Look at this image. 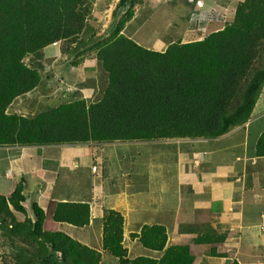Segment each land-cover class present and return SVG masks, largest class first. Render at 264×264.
<instances>
[{
	"label": "trees",
	"instance_id": "obj_1",
	"mask_svg": "<svg viewBox=\"0 0 264 264\" xmlns=\"http://www.w3.org/2000/svg\"><path fill=\"white\" fill-rule=\"evenodd\" d=\"M143 1L119 0L109 30L97 36L90 24L95 0H0V146L156 142L176 150L164 142L214 139L247 122L264 86V0H238L233 16L209 22L217 26L202 39L178 38L163 50L144 47L124 33ZM59 42L69 54L96 50L106 80L99 98L77 96L35 117L8 113L18 97L40 84V69L33 63ZM255 156L264 157V130ZM25 189L22 179L9 196L0 194L3 264H103V252L116 264L195 262L190 245H170L161 225H145L133 234L150 255L130 256L124 244L125 218L114 209H106L102 218L103 252L63 229L47 230L49 215L62 226L88 227L90 202L62 200L51 212L34 202L30 216ZM185 227L193 230L195 246L209 244L213 256L228 255L217 250L225 238L210 224Z\"/></svg>",
	"mask_w": 264,
	"mask_h": 264
},
{
	"label": "crops",
	"instance_id": "obj_2",
	"mask_svg": "<svg viewBox=\"0 0 264 264\" xmlns=\"http://www.w3.org/2000/svg\"><path fill=\"white\" fill-rule=\"evenodd\" d=\"M232 1L235 0H231L227 6L218 5L217 7L227 10ZM236 2L238 3V0ZM110 7L111 0H95V17L106 14ZM255 124L256 128L252 129ZM262 124H264V86L258 92L256 105L251 116L242 126L214 139L165 141L164 143L177 146L176 150H172L178 163L176 184L173 187L177 194L175 202L168 200L169 178L165 174L169 172L168 167L165 168L159 164L157 169L155 165L143 171L134 170L132 173H136V175L130 180L127 179L125 172L120 170L117 177L124 182V185L120 187L113 185L112 195L108 197L104 185L96 182L99 179L98 170H92L94 166L97 167L93 164L95 154H101L100 146L95 144L67 145L70 146L69 152H63V154L56 152L54 149L56 146H0V157L7 158V165L0 169V179L14 182L11 188L12 192L16 184L25 179V191L31 190L29 194L33 196L30 203L37 202L48 212L59 201L77 200L68 196L55 197L58 178L64 176V173H60V169L68 167L70 170L75 168L73 171L78 170L77 176L68 177L66 175V185L71 180L78 182L83 179L87 170L91 169L93 178L91 194L85 195L79 200L90 202L92 218L88 227L80 228L85 234L79 235L77 239L89 246L99 248L101 252H103L101 250L102 218L106 209H114L121 212L125 218L124 244L132 257L150 255L149 250L140 245L132 235L139 234L145 225H161L167 229L170 245L182 243L190 245L191 253L196 258L194 264H232L235 259L240 264H264L263 256L255 257L254 254L249 259L245 257L247 252L245 239H254L255 236H260L262 225L261 231L264 239V197L262 196L264 194V178L261 175L264 173V157L255 156L256 143L255 145L252 143L254 157L251 165L246 162L243 163V159L239 155L232 159L233 154H226V157L216 153L219 150L217 142L226 138L236 142L242 139L247 140V136L250 137L251 134L257 142L264 130V127H260ZM243 130L245 131L242 132ZM144 143H151L153 146L159 145L156 142ZM101 146L107 147L106 144ZM72 154L77 160L75 165H72ZM215 156L221 161L214 162L213 157ZM56 157H62L65 165L59 164L58 169L52 173L59 161V158L55 159ZM226 158L231 162H226ZM101 159L102 174L100 179L104 181L106 169L103 167L105 165L103 157ZM80 160L86 164L84 169L78 167ZM159 167L161 170L158 169ZM148 170L154 171L153 175L150 172L149 175H142ZM162 171H164V175L161 176L159 173ZM154 174H157L160 180L158 199L152 202L150 200L140 201L138 199L139 191L151 185V177L156 176ZM113 183H118L117 178L114 177ZM99 184H101V189L97 190ZM0 194L3 193L0 192ZM26 205L27 200L24 203L25 207ZM28 213L33 216L32 211H28ZM16 214L19 220H24L25 217H21V213ZM50 219L51 216L49 215L45 222L47 230L56 231L62 228L60 223H53ZM50 224L53 225L52 229L49 228ZM188 224H210L225 238L223 244L217 246V250L228 255L224 257L213 256L211 254L212 245L195 246L192 244L190 240L195 235L193 230L186 231L185 225ZM254 228L257 231H252ZM94 230L100 237L96 241L94 240ZM66 232L73 235L69 230ZM73 236L75 237V235ZM262 242L264 243V240ZM253 243L255 244V242ZM253 252L255 253V250ZM103 264H116V261L109 253L103 252Z\"/></svg>",
	"mask_w": 264,
	"mask_h": 264
},
{
	"label": "rangeland",
	"instance_id": "obj_3",
	"mask_svg": "<svg viewBox=\"0 0 264 264\" xmlns=\"http://www.w3.org/2000/svg\"><path fill=\"white\" fill-rule=\"evenodd\" d=\"M118 1L119 0H111V7L106 14H101L99 17L96 15L95 20H90V24L99 31L97 32V36H101L106 30H109L112 24V13ZM236 1L237 0L232 1L230 7L227 10H223L217 7L222 4L223 0H144L142 4L137 6L135 17L127 24L124 33L142 46L156 50L165 49L178 38H181L184 42L202 39L217 26L213 24L210 25L209 22L222 21L227 15L233 16L237 5ZM188 17L191 18L189 19ZM63 46V43H59L58 45L47 47L45 49V57L41 58L38 63H33L35 67L40 69L42 77L41 82L34 90L18 97L9 107L8 113L35 117L40 112L54 109L62 102L74 99L77 96L85 97L91 101L99 98L104 87H106V80L98 65L96 50L90 49L86 53L76 55L64 52ZM81 57L83 59L78 65H70L72 60H78ZM27 62L31 63L32 61L28 60ZM260 127H264V124ZM255 128L256 124L252 129ZM244 131L245 130L242 132ZM252 143L255 145L256 138L251 136V134L250 137L249 135L247 136V140L242 139L236 142H232L229 138H226L217 142L219 150H217L216 153L220 156L233 154L232 159H234L236 155H239V157L243 159V163L246 162L251 165L254 157ZM95 145L100 146L99 149L101 150V154L96 153V156L93 155L95 156V161L92 163L99 167L97 169V167L95 168L94 166L92 170H98L97 176H99V179L96 180V182L97 184L101 183L104 185L108 197L112 195L113 185L119 187L124 185V182L120 181L117 177V173H119L120 170L124 171L125 175H127V179L130 180V178L136 175V173H132L134 170L143 171L155 165L157 167L159 164L168 167L169 172L165 173L169 178L168 200L170 202H175L177 200V194L173 188L176 184L178 166L176 157L172 153L175 147L171 145L153 146L151 143L144 142L116 143L107 145V147L101 146L102 144ZM69 147L70 146L67 145H59L54 147V149H56L57 153L60 152L63 154V152H69ZM72 157V165H75L77 160L74 154H72ZM102 157L105 162L103 167L106 169V178L104 176V181L100 179L102 174L100 167ZM58 158L59 161L56 163V168H53L54 170H52V173L58 169L59 164H64V159L62 157H56L55 159ZM213 160L214 162L221 161L216 156L213 157ZM225 161L231 162L228 158H226ZM6 165L7 158L0 157V169ZM85 166V162H81L80 160L78 167L84 169ZM74 169L75 168H73V170ZM73 170H70L68 167H62L60 169V173H64V176L58 178L55 197L68 196L72 199L79 200V198L91 194V169L87 170L86 176L80 179V181L71 180L66 185V175L70 177L72 175L77 176L78 174V170ZM149 172L151 175L154 173V171ZM163 172L164 171L159 173V175L162 176ZM146 175H149V173H146ZM154 175L156 176L151 177V185L139 191L138 199L140 201L150 200L152 202L158 199L160 180L157 174ZM261 175L264 178V173ZM114 177L117 178L118 183H113ZM13 183L14 182L10 180L0 179V192L3 193L1 195L7 196L10 194L12 192L11 188L13 187ZM101 184L97 186V190L101 189ZM25 193H28L26 208L30 212L32 204L30 201L33 196L29 194L31 190L25 191ZM262 196L264 197V194H262ZM21 217L24 216L21 214ZM50 220L55 223L52 218ZM52 224H50L51 226L49 225L51 229L53 228ZM61 229H63V231H71L76 238L81 234H85L80 228L73 227L72 225L71 227H69V225H63ZM262 229L263 225L261 227V230ZM261 230L260 236H255L254 239H245V248L247 249L245 257L248 259L254 254L255 257H264V243L262 242L264 239ZM252 231H257V229L254 228ZM99 238L96 230H94V240L96 241ZM253 242H255V244ZM254 250L255 253L253 252ZM1 254L2 250L0 247V264H3V255Z\"/></svg>",
	"mask_w": 264,
	"mask_h": 264
},
{
	"label": "clouds",
	"instance_id": "obj_4",
	"mask_svg": "<svg viewBox=\"0 0 264 264\" xmlns=\"http://www.w3.org/2000/svg\"><path fill=\"white\" fill-rule=\"evenodd\" d=\"M56 44V43H55ZM127 248V247H126Z\"/></svg>",
	"mask_w": 264,
	"mask_h": 264
}]
</instances>
